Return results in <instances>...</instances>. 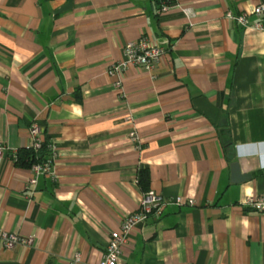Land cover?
<instances>
[{"label": "crops", "instance_id": "obj_1", "mask_svg": "<svg viewBox=\"0 0 264 264\" xmlns=\"http://www.w3.org/2000/svg\"><path fill=\"white\" fill-rule=\"evenodd\" d=\"M259 1L0 0V233L33 236L0 238V264H97L149 190L168 203L122 264H264V214L243 204L264 197V30L227 16ZM144 36L165 54L116 86L109 65ZM33 122L57 147L35 186L16 160Z\"/></svg>", "mask_w": 264, "mask_h": 264}, {"label": "built area", "instance_id": "obj_2", "mask_svg": "<svg viewBox=\"0 0 264 264\" xmlns=\"http://www.w3.org/2000/svg\"><path fill=\"white\" fill-rule=\"evenodd\" d=\"M159 1V9L161 13L177 4L186 15L192 14L191 9L186 5L180 4L178 0ZM227 16L230 19L238 21L245 28L264 30V0H260L250 11H244L239 14H233L229 11ZM253 16L257 17V19L253 20ZM165 52L166 48L164 46L149 40L145 36L139 40L129 41L123 47L124 57L118 61L112 62L108 67V73L117 77L115 85L119 86L121 85V81L118 77H120L121 73L128 69L130 65H135L139 68L151 71L160 61ZM29 131L31 141L26 147L38 151L45 143H47V149L49 151L47 158L34 163L30 167L32 175L28 178V185L35 186L41 175H47L52 179L56 178L55 164L57 147L54 143L47 142L44 139L43 129L37 122H33L30 125ZM130 139L134 141L138 140V135L135 129L130 132ZM5 149V145H0V158L3 157ZM174 202L177 204H183L185 202L194 204L195 201L193 198L185 200L184 197H177ZM167 203L168 202L162 194L154 190L146 191L141 200L140 207L137 210L128 213L123 218L120 228L111 232L106 250L97 264H122L121 256L131 230L136 225L147 221L151 216L160 217L163 213L164 206ZM243 204L264 214V197L251 195L243 201ZM0 238L3 245L8 248L17 244H31L33 242V236L23 237L16 232L9 231H1ZM79 257V253H76L73 261H78Z\"/></svg>", "mask_w": 264, "mask_h": 264}, {"label": "trees", "instance_id": "obj_3", "mask_svg": "<svg viewBox=\"0 0 264 264\" xmlns=\"http://www.w3.org/2000/svg\"><path fill=\"white\" fill-rule=\"evenodd\" d=\"M49 154V151L47 149V143L43 145V147L35 151L34 149L30 147H24L20 150H18L16 154V160L18 163L30 168L34 163L40 162L47 158V155ZM142 186L147 190L148 182L147 177L143 178L141 180Z\"/></svg>", "mask_w": 264, "mask_h": 264}, {"label": "water", "instance_id": "obj_4", "mask_svg": "<svg viewBox=\"0 0 264 264\" xmlns=\"http://www.w3.org/2000/svg\"><path fill=\"white\" fill-rule=\"evenodd\" d=\"M232 181L236 183L244 182L251 178L250 173H242L240 164L237 161L232 162Z\"/></svg>", "mask_w": 264, "mask_h": 264}]
</instances>
